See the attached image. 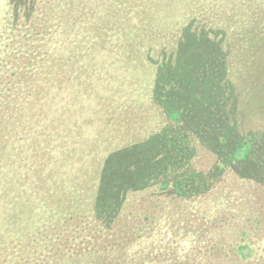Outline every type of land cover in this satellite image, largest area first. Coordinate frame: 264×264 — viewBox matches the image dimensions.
Wrapping results in <instances>:
<instances>
[{
  "label": "trees",
  "instance_id": "trees-1",
  "mask_svg": "<svg viewBox=\"0 0 264 264\" xmlns=\"http://www.w3.org/2000/svg\"><path fill=\"white\" fill-rule=\"evenodd\" d=\"M67 1L0 0V198L9 187V179L14 180L9 192L15 199L21 187L26 195L40 192L38 214H30L31 221L34 218L37 222H30L21 238L16 235L11 253L6 245L1 246L2 264H151L148 261L153 256L159 257L161 264H202L209 254L200 252L199 240L214 247L218 241L213 230L233 220L230 200L223 191L229 186L225 185L229 176L240 178L249 187L255 182L264 185V118L261 126L250 128L249 123L253 122L242 114L245 92L236 85L241 79L264 91V0H201L202 9L195 11L196 18L190 15L184 19L177 39H169L168 29L159 34L143 26L138 6L120 7L114 14L123 21L122 11H129L130 20L118 31L126 36L127 50L137 48L140 53L136 58L114 55L109 60L103 56L121 46L106 42L97 25H83L88 1H93L95 7L90 17L93 23L95 17L100 19L96 12L102 13V7L96 0H73V8L69 9ZM98 3L102 5L101 0ZM141 27L149 41L144 42L143 36L137 39ZM86 31L92 33L89 43L83 37ZM189 35L214 42L222 53V72L211 79L210 73L203 71L194 81L197 86L204 79H220L221 90L225 91L214 104L217 114L211 124L204 110H195L194 114L185 107L184 96L178 90L183 84L179 83L180 78L173 77ZM97 46L104 48L103 56L97 54ZM74 49L83 56L72 54ZM240 55L247 59L237 61L242 65L238 71L230 72L232 62ZM127 60L145 67L149 82L138 92L119 94L109 78L127 80L125 75L114 72ZM105 67L112 69V77L101 72ZM244 67L250 74L242 70ZM90 69L94 71L90 73ZM56 79L67 85L75 83V96L81 102L53 93L50 89ZM134 96L141 100L137 105L140 109L150 106L156 113L152 116L154 132L147 140L132 144L128 139L142 132L139 122L132 135L115 137L110 144L109 127L118 119L114 111L122 114V100ZM127 107L124 114L135 111L132 105ZM100 110L106 114L102 122L93 115ZM122 121L120 116V126ZM164 126L170 127L166 133L161 131ZM85 132L100 134L101 139L88 137L81 142ZM105 145L115 149L103 156ZM244 146L248 148L246 157L235 159V152ZM88 152L95 154L91 166L84 169L80 166L81 155ZM123 154L132 155V166H139L137 160L144 158L140 165L145 167L144 174L133 173L130 183H126L123 171L113 174L111 180L105 173L110 160ZM37 159L47 161L42 166ZM99 159L102 174L90 209L88 190L96 187L91 184L96 172L93 162ZM204 159L211 164L209 168L203 169ZM80 173L84 175L82 180L75 177ZM33 174L36 182H30ZM113 180H120L117 189L124 191L119 196L116 193L117 200L107 196L108 181L111 184ZM56 183L61 186L58 195L77 207L70 215L62 211V201L55 204ZM148 188L165 193L163 196L156 192L153 196L171 198L184 209L183 215L163 220L151 214L152 220L139 216V222L130 223L125 217L129 212L124 208L128 197ZM153 196L145 199L154 205ZM175 196L180 199L174 201ZM196 196L203 198L202 204L192 203ZM204 207L210 209V215L200 214ZM3 211L5 208L1 209L0 235L6 238ZM155 245L161 247L157 253L151 252Z\"/></svg>",
  "mask_w": 264,
  "mask_h": 264
},
{
  "label": "rangeland",
  "instance_id": "rangeland-1",
  "mask_svg": "<svg viewBox=\"0 0 264 264\" xmlns=\"http://www.w3.org/2000/svg\"><path fill=\"white\" fill-rule=\"evenodd\" d=\"M66 3L69 9L73 8V0H69V2L67 1ZM88 3L89 11H87V15L85 20L83 21V25H86L88 23L90 27L91 24H94V26L97 25L100 28L101 34L105 35L106 42L109 41L113 45L115 44L121 46L118 49L114 47L116 52L109 51L104 56V48L97 46L95 48L97 54L102 53L101 55L107 60L111 59V57L114 55L115 58H136L140 53L137 48L132 49L131 47H129L130 50H127L128 45L125 43L126 36H122V34L119 33L121 31H118L123 27V23H127V21L129 22L130 20L129 11H122L123 21L120 20V17L118 15L114 14V11L118 12L120 7H122V9H125V7L133 8L134 6H138L140 9V18L142 19V21H144L143 26H147L159 34H162L164 30L168 29L167 32L171 33L169 35V39H177L180 34V28L183 25L184 19L186 17L188 18V16L190 15L192 16V19L196 18L194 17L196 16V12L199 13L203 7L201 4V0H101L103 6L98 3V0H96V4L100 5L103 10L102 13H99L98 11L96 12L97 16L99 14L100 19L98 20V18L95 17V22L93 23L91 22L92 19H90V17H92L91 10L95 7L93 1H88ZM229 4L230 3H228V5ZM224 5H226L225 2ZM230 7L231 5H229V8ZM87 27L88 26L86 25V28ZM106 29H112L115 31L107 32ZM138 33L139 34L137 35V39L140 40V37L143 36L142 40H144V42H146V40L149 41V39H147L148 37L144 36L145 33L142 27L139 29ZM91 34H89V32L87 31L83 34L85 41H88V43L90 41V38L92 37ZM71 53L75 56L84 54L76 51L75 49L74 51H71ZM183 53L184 54L182 55V58H180L174 66L175 72L173 75L174 78H180L181 80L179 81V83L183 84L182 87L178 89L179 93L184 96V105L187 109L194 111V114L195 110H204L208 114V118L210 120L209 123L211 124L212 119L216 118L215 114H217L213 110L214 104L218 103L221 100V95L225 92L221 90L222 86H220L218 82V80L220 79H213L216 81H211V76L215 77L218 73L222 72V65L220 64V56L222 55V53L219 52V50L217 49V45L214 42H205L200 38H193L190 35L187 39H185ZM62 55H64V53ZM245 59H247L246 56H237L230 66V72L238 71L237 68L239 67V64L242 65V63L237 61ZM115 70V74L118 73L120 76H122L123 74L127 78V80L125 81H121L120 79L118 80L117 78H112L113 80L109 78L111 80L109 81L110 84L116 87L119 94L130 90L138 92L141 89H144L149 82L148 70L138 62L136 63L135 61L127 60L122 65H119ZM242 70H248V74H250V70L248 68L244 67ZM71 71L72 69L68 71V73H65V76H69V73H71ZM88 71L91 73L94 70L90 69ZM111 71L112 69L107 67L101 69V72L103 74H107L109 77H112L111 75H113ZM203 71H208V73H210V76H208L211 79H204L202 81V84L196 86L194 84V81L197 77L199 78L200 75L204 74ZM232 75L233 78H236L234 74ZM246 80L248 79L246 78ZM74 84L71 83L70 85H67V83L62 79H56L53 88L50 90L53 91V93H55L56 95L66 98V100H69L71 97L81 102V100L77 99L75 96L76 86H74ZM236 85L245 92V94L242 95L241 99V104L243 107L242 114L246 117H249V120L253 122L249 123V126L250 128L255 129L257 127L256 124H263L262 120L264 118V91L260 86L251 85L246 81H241V79H237ZM250 92H253L252 96L249 95ZM109 94L110 93H107V95ZM185 97H187V99H185ZM140 101L141 100H139L137 96H134L133 98L128 100L124 99L121 102V105L124 106L123 113L120 114V111H114V115L118 119L112 124L113 127L112 125L111 127H109L111 132L109 134L111 137L110 144L115 141V137H129L130 135H132L139 122H141L139 129L142 132L139 135L134 137L132 136V138L128 139V141H130L132 144H137L147 140L154 132V122L152 116H154L156 113L152 111L150 106H146L144 108L141 107L140 109L139 106H137ZM129 104L133 106L135 111L131 112L132 114L129 112L124 114V110L127 106H129ZM126 109L130 110L131 108L127 107ZM145 109L148 111L145 112ZM40 113L41 111H38L37 114L40 116ZM93 115L96 119L99 118L97 119L98 121L102 122L106 120L104 118L106 114L102 110H100L99 112H94ZM120 116H123L122 126L118 124ZM29 122L30 121L28 120V124ZM30 125L32 126L31 123L29 124V126ZM169 128V126H164L161 131H164L166 133ZM52 137L55 138L53 135ZM88 137L101 139L100 134L85 132L82 135L81 142ZM105 146L106 149L101 150V152H105L103 156H105L106 152L115 149L112 145ZM168 151L169 150L167 149L166 153H168ZM247 151V146H244L243 148L235 152L234 158L237 160L244 159L247 155ZM94 154V152H88L81 155V158L83 160L80 164L81 168L83 167L85 169L91 166V158ZM53 157L56 158L55 156ZM100 160L101 159L93 162V168L96 169V172L93 173V180L91 179V177L90 179L91 184H96V187L88 190L90 199L87 201V204L89 205L90 203V209L93 207L95 194L97 191V183L102 174L103 164ZM131 160L132 155L130 154L129 157H127L126 154H123L120 157L110 160L105 170L107 178L110 177L111 180L113 174H118L123 171V173H125V175L127 176L126 183H130V176L133 173L144 174L145 167H143L144 165L142 167L140 166L144 162V158L141 157L137 160L139 166H132ZM205 160L206 159H204V161ZM37 161L40 162L43 166L45 165V162L47 160L41 161L40 159H37ZM201 165L203 166V169L207 167L209 168L211 166V164H208L207 161H205V163ZM132 167L136 168L134 169ZM75 177L76 179L82 180L84 178V175L80 173L76 174ZM121 177L122 176H120V178ZM36 178L37 176L33 174L30 182H36ZM119 181L113 180L111 184L110 181H108L109 183L107 185V196L109 198L117 200V194L119 196V192L124 193L123 190L119 191L121 187L117 189V183ZM228 181L229 182L225 185L229 186L223 188V191L225 190L227 192L226 194L228 195V199L230 200V212L232 213L233 220L232 222L229 220L227 221L228 224L223 223L218 226L219 228L213 230L215 241H218V243H216L214 247L211 245V243L199 240L198 248H200V252L209 254L208 258L210 259H204L202 264H264V185L255 182L251 187H249V183L241 182L240 178L237 179L232 176H229ZM9 182V187L6 189L3 197L0 198V215H2L1 209L3 210L4 208L5 211H3V214H6V217L3 220V225H6L4 228V233H8V237L6 238L5 236L3 237V235H0V264H2L1 246L6 245L7 250L10 251V253L12 252L15 246V239L17 237L16 235L18 234L21 238L22 235L24 236L27 233V226L30 224V222H32L33 220L37 222V219L34 218L31 221L32 217L30 218V214L33 212L38 214V209L40 206L38 205V199L40 196L39 191H35L32 196H30L26 195L21 187L19 188L17 193L18 197H16L15 199L13 195L11 196L10 194V192L12 191L11 184H13L14 180L11 179L10 181L9 179ZM51 182L52 181L49 180V184ZM58 189L61 191L60 184H58V187L55 190L57 194L55 195V197L58 198V202H55V204H59V202L62 201V211H65L66 214L70 215L74 209L76 210L77 207H74L73 201L67 200V198L64 199L63 196L58 195L60 194V191ZM156 192H158V195L162 194L163 196H165V193H160V191L156 188H148L146 190L130 194L131 196L128 197L124 207L126 208L127 212H129V214H126L125 217H129L130 223L132 222L135 224L139 222V216L144 218L147 217L148 220H152V216H150L151 214H155L163 220L165 218H171L172 216L180 218V216L183 215L184 209L181 206H178L177 204L171 202V198L168 197H161L160 199L155 198L153 194H155ZM151 194L155 200V202H153L154 205L146 201L145 199L147 198V196L150 197ZM49 196L53 197L52 194H49ZM177 198L179 197L175 196L173 200L177 201ZM201 199L203 198L196 196L192 198V203L194 204V202L198 201L200 204H202ZM52 204H54V202ZM210 212V209L204 207L201 208L200 214L206 213V215H210ZM130 214L131 216H129ZM222 218L227 219L226 216H222ZM202 229L203 227L200 229V232H203ZM22 245L26 247L27 244L23 243ZM160 250L161 247L158 245L152 246L151 248V252L153 253H157ZM158 258L159 257H157L156 259L154 256L150 257L148 262H150L151 264H161Z\"/></svg>",
  "mask_w": 264,
  "mask_h": 264
}]
</instances>
